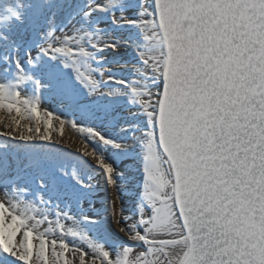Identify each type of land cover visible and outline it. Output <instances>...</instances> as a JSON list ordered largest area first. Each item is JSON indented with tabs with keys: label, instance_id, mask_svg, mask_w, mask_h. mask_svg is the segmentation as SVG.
<instances>
[{
	"label": "snow or ice",
	"instance_id": "1",
	"mask_svg": "<svg viewBox=\"0 0 264 264\" xmlns=\"http://www.w3.org/2000/svg\"><path fill=\"white\" fill-rule=\"evenodd\" d=\"M45 6L54 11L41 31ZM64 7V0H43L39 9L35 0H0V69L7 71L11 62L18 70L14 80L0 81V109L9 115L0 135L64 143L52 135L56 114L45 108L41 115L39 92L46 87L66 106L99 120L114 119L103 97L128 95L146 121L136 139L150 208L140 207L135 221H127L120 205L118 178L124 174L84 137L116 149L126 145L95 127L67 122L81 137L77 151L103 169L111 223L146 247L125 246L114 256L66 223L67 213L54 219L25 199L31 189L15 183L21 179L34 181L37 195L48 193L84 208L96 199L92 183L75 171L28 157L16 175L0 161V183L15 185L12 192H0V205L7 210L6 223L13 216L20 221L15 242L0 244V264H44L39 249L45 245L50 264H264V0H88L80 28L57 32L54 17ZM101 12L110 22L95 19ZM112 25H137L145 43L106 33ZM33 33L41 37L36 50L30 47ZM129 48L138 63L119 62ZM113 54V66L133 69L130 80L109 75L111 67L101 63ZM45 56L72 57L64 66L83 91L44 67ZM80 57L100 66L82 70ZM30 69L47 76L49 84ZM110 81L121 87H105ZM28 82L37 90L32 97L22 91ZM23 112L35 117L32 124L21 123ZM56 118L62 133L66 120ZM84 219L102 226L103 214ZM69 235H79L91 250L69 243ZM62 245L69 251L59 257Z\"/></svg>",
	"mask_w": 264,
	"mask_h": 264
},
{
	"label": "bare ground",
	"instance_id": "2",
	"mask_svg": "<svg viewBox=\"0 0 264 264\" xmlns=\"http://www.w3.org/2000/svg\"><path fill=\"white\" fill-rule=\"evenodd\" d=\"M28 1V0H27ZM37 2L41 4V0L36 1L35 0V5H37ZM72 2L75 4V6L71 7V5H68V8L63 9V11L68 14V16H71V11L70 8H72L73 10L78 9L79 12H81V10L84 9V4L87 3L88 4V0H82L80 2H77L76 0H72ZM136 3L139 4V0H136ZM37 7V6H36ZM71 9V10H72ZM69 10V11H68ZM62 11V12H63ZM139 8L137 7L136 12L133 13V16L135 17L136 14L138 13ZM62 12L56 13L59 17L62 14ZM64 13V14H65ZM104 18V21L106 22H110L109 18H108V14L107 13H95V19L100 20L102 18ZM76 15H72L70 17V20L68 21V23L65 25L67 26L70 30H72L73 28H75V22L77 23L78 20L76 18ZM45 23L44 25H47V19H44ZM64 21V19H63ZM66 27V28H67ZM111 27H113L112 29H105L106 33H112L113 30H116L118 28V33H114L113 35L116 36H120L123 35L129 39H138L139 42L141 44L145 43V41L143 40V36L141 33L140 37L138 34L140 32L139 27H136L135 25H123V26H116V25H112ZM121 28V29H120ZM127 29V32L125 31ZM115 32V31H114ZM38 40H41L40 35L38 34ZM32 46L34 47V50L37 49V46L35 43H33ZM32 46L30 45V47L32 48ZM33 49V48H32ZM130 50V49H127ZM125 51L126 52V57H123L124 61H126L129 65L131 64H135L138 63V56L137 53L131 49V52L129 51ZM124 52V55H125ZM80 58H85L87 60H94L91 57H80ZM79 58V59H80ZM116 58V56L110 55L108 58H106L105 60H107V65L109 67H111V73L109 75H113L115 77H117V79H121L120 76L123 75V72L125 70V67H119V66H113L114 64H111L112 59ZM122 58V57H121ZM82 60V59H80ZM44 59H41V64L44 67H47L49 69H51L52 72L55 73V69H56V64L52 62V64H48L46 62H44ZM85 60H83V63L81 61V66L85 67ZM64 62L65 59L61 58L60 61H58V63L62 66H64ZM10 64V62H9ZM9 64L7 66V71H4L3 69H0V81L7 80H14V74H15V69L13 70L11 67H9ZM65 67V66H64ZM130 67V66H129ZM25 68L29 69V66L27 64H25ZM127 68V67H126ZM32 70V69H30ZM34 72V74L37 75H42V78H48L47 76L40 74V73H36L35 70H32ZM63 72L61 73H71L72 70L69 69H63L61 70ZM129 72H133V69L131 68V70ZM134 74V72H133ZM67 78L72 79L73 84L78 85L79 88L81 89V91H83V89L81 88V86L79 85L78 82L75 81V79L72 78V75L70 74V77L67 75ZM49 80V79H46ZM74 80V81H73ZM75 82V83H74ZM31 82L26 83L25 85L22 86V91L29 96V92L31 90ZM156 83H159V81H156ZM108 85H111L110 88H114V87H121V86H116V82L114 81H110L107 83ZM106 87V86H105ZM50 87H46L43 90H41L39 92V96H40V100H41V106H40V111H41V115L44 116L45 115V108H49V102L51 100L50 96L53 95L55 96L54 100H56V97L60 99V97L57 95L56 91L54 88H50ZM53 100V99H52ZM54 102V101H53ZM102 103H107L110 102L112 109H113V113H115L116 116H114L113 120H99V119H95L92 120L91 116L85 115L88 119V121H92L93 123L97 122V123H111L113 124L115 130H109V129H105L104 132L106 134L111 135L112 137H110V139H113L114 137L119 138V137H124L123 139H120L119 141L124 143L126 146L124 148L121 149H116L115 147L113 149H108L107 147L100 149L99 148V152L100 154H102L105 159L111 163H113V158L115 157V155L120 153V157L122 159V161L118 162L122 163L121 165L124 166V175L123 177H121L120 179V185L123 184V182L127 181L129 182V186L126 187V193H124L122 195V198L120 196V205L123 208L124 213L127 216V221H135L137 219V216L139 214V210H140V205L143 199V195L144 193L142 192V188L144 187V183H143V178H142V167H143V157H142V153H141V148L140 145L138 143V140L136 139L140 129L142 128V126L144 125V120L142 117L143 112L142 111H136L134 113H129V111H126L123 108V104H131L128 95H119L116 97H103L101 100ZM55 103H53L54 105ZM116 106H113V105ZM137 104V103H135ZM57 105V104H55ZM115 109H114V108ZM23 111V109H22ZM24 115V119L21 120V123L24 125H28V124H32L35 120V117H33L31 120L28 119V113L27 112H23ZM83 116H80V118ZM84 118V117H83ZM9 121V115L8 113L3 110L0 109V131H3V123L4 122H8ZM52 135L53 137L56 138H61L63 140L64 143H60V142H56V141H48L51 143H55L56 145H59L60 147H64L66 148L67 151H72V152H76L79 153V151H77V147L80 145L81 143V138L77 137L76 131L73 128H68L67 126L64 125V128L61 130L59 128V121L57 120V118L52 117ZM130 125V126H129ZM41 127H43V125H41ZM104 129V128H102ZM132 129L135 132L132 133L130 135L129 130ZM79 135V134H78ZM130 135V136H129ZM4 136V135H3ZM8 137V136H5ZM88 137V136H87ZM89 138V137H88ZM91 140V138H90ZM34 141H38V142H42V140L40 139H34L32 141L29 142H34ZM89 141V140H88ZM94 140L89 141V145L93 148H95L96 146L94 145L95 143H93ZM47 142V141H44ZM102 144V143H101ZM100 144V145H101ZM1 144H0V149H1ZM2 150V149H1ZM0 150V151H1ZM3 152V151H1ZM119 152V153H118ZM2 154V153H1ZM4 157L6 158V160L1 159L0 157V161H3L4 163H6L7 165L10 166V171L14 170V174L15 171H18L21 168V164H23V159L20 158L19 160H14L13 159V155L11 154V152L8 150V148H6V151H4ZM39 155L42 156V159L46 158V164L52 165H60L63 166L60 160H57L56 157L54 156H48V157H44L46 156V154H40ZM119 156V155H118ZM9 157H12L9 159ZM87 157V156H86ZM87 162L88 163H95L93 160H91L89 157H87ZM96 164V163H95ZM168 166V165H166ZM119 168V167H118ZM120 171V170H119ZM121 172V171H120ZM93 183L97 186V188L99 189L100 192H98V196H97V202L96 205H100V208H96L93 209L90 207L88 208H84L83 211H87L88 213L86 215H93V216H100L101 214H103V220H102V226H108L111 230L109 231V234H106V242L109 243V245L115 247V251L112 252V254L115 256L117 255L120 250L122 248H124L125 246H136V247H140V248H144L146 247L145 243L143 241H134V240H129L127 238V236L124 235V233L119 232V230L116 228V226L114 224L111 223V216H110V205L108 204V202L111 200V195L108 192L107 189V185H106V181L104 180L103 177L99 178V177H94L93 178ZM19 184V183H17ZM138 184V187H137ZM1 186V185H0ZM3 186V185H2ZM13 186L15 187V185L13 184ZM101 189V190H100ZM14 191V188H8L5 189V187L1 188L0 187V192H12ZM125 192V190H124ZM33 193V191H30V194ZM42 196V197H41ZM38 200H34L32 198H25L27 200H29L30 202L35 203L39 208H41V210L46 213V214H51L53 212V207L55 206H60V203L58 204L57 202L53 201L52 204H50V199H47L46 196L41 195ZM55 200V199H54ZM55 205V206H47V205ZM69 205H72L74 210H77V207L74 205L73 202L68 201ZM6 209L4 208L3 205H0V244H3L5 247H8L10 243H14L15 242V236L16 233L19 231V224L20 221L19 219H17L16 216H13L11 218V220H9L6 223ZM67 211V210H66ZM69 212L73 211L68 209ZM82 211V212H83ZM70 224V223H69ZM71 226H73L75 228V230L79 233H82L84 236H86L88 239L90 237H94V235H98L100 234L104 228H101L99 224L97 223H93L92 221L86 220V219H79L77 221H71ZM112 231V232H111ZM51 239V237H49ZM69 241V243H75V244H80L81 242V237L78 236H67L66 237ZM100 240L103 242L105 240V237L103 238V236L100 238ZM83 242V241H82ZM77 244V245H78ZM83 244V243H82ZM31 236H29V257H31ZM39 248V245L37 246ZM63 247V252L59 253V257H63L64 252L69 251V248L66 245H62ZM113 249V248H112ZM39 254L41 255L42 259L44 260V264H50L49 261V257H48V249L47 246L45 245L43 248L39 249ZM170 255L174 254V250L173 252L169 253ZM53 256H57V252L53 251L52 252ZM58 257V258H59ZM20 264H23V262H20ZM66 264H67V260H66Z\"/></svg>",
	"mask_w": 264,
	"mask_h": 264
},
{
	"label": "rangeland",
	"instance_id": "3",
	"mask_svg": "<svg viewBox=\"0 0 264 264\" xmlns=\"http://www.w3.org/2000/svg\"><path fill=\"white\" fill-rule=\"evenodd\" d=\"M36 1H38V0H36ZM77 2H80V1H82V0H76ZM26 2H28L27 0H26ZM57 2H58V0H57ZM43 3V0H41V4ZM64 3H65V5H66V7L65 8H68L67 6L68 5H71V7H73V6H75V4L72 2V0H64ZM41 4L40 3H38L37 2V5H35V6H37V8L39 9L40 8V6H41ZM87 5V3H85L84 4V8H85V6ZM64 9V8H63ZM63 9L60 11V12H62L63 11ZM72 8H70V11H71V16L75 13V15L77 16L76 18H77V20H78V22L76 23L75 22V28H80V25H81V12H79V10L78 9H76V10H71ZM53 11H54V6L53 7H48V6H45L44 8H43V10H42V16H43V18L44 19H48V17L49 16H51L52 15V13H53ZM69 11V10H68ZM59 13V12H58ZM65 12L63 11L62 12V14L63 15H61L60 17L56 14L55 15V17H54V25H55V28H56V31L57 32H59L61 29H63V30H65V31H68V32H71L72 30H70L67 26H65L67 23H68V21L70 20V17L71 16H68V14H64ZM63 19H64V21H63ZM100 20H104V18H103V15H102V18L100 19ZM126 26H129V25H126ZM136 27H138L137 25H135ZM47 27L48 26H46V25H44L43 26V28L41 29V31H46L47 30ZM67 27V28H66ZM113 27H111V29H112ZM121 29V28H120ZM115 31V32H114ZM118 28L116 29V30H113L112 31V33L114 34H116V33H118ZM126 32H127V29L125 30ZM38 34L39 33H33V36H32V39H31V41H30V45L32 46L33 45V43H35L36 44V46L39 44V43H41V40H38ZM140 37H142L141 36V32H139V34H138ZM41 38V37H40ZM34 47L35 46H32V48H33V50H34ZM130 50H127V51H129V52H131V48H129ZM98 55V54H97ZM114 56H115V54H114ZM122 57V58H121ZM123 57H126V52H125V55H124V53L119 57V62H126V61H128V60H126V61H124L123 59ZM61 58H63V59H65V61L66 62H68V63H72L73 62V58L72 57H61ZM61 58H56V59H51V58H49V57H42V59H44L45 61L44 62H46V63H48L49 65L50 64H52V62L53 63H55L56 64V69H55V73L56 74H58V75H60V76H63V77H67V75L70 77V74L72 75V78L74 79V76H73V74H72V72L71 73H69V72H67V73H61V72H63V71H61V70H63V69H69V68H66V67H64V66H62V65H60L59 63H58V61H60V59ZM80 59H82V60H80ZM79 60H80V67H81V69L83 70V66H81L82 64H81V61H82V63H83V60H85L84 61V63H85V67L86 66H92V67H98V66H100V63H98V61L97 60H87V59H85V58H80ZM101 63H103V64H107V60H104L103 62H101ZM117 63V60H116V58H114V59H112V61H111V64H116ZM9 67H11L13 70L15 69V71H18L16 68H15V65L14 64H12L11 62H10V64H9ZM122 68V67H121ZM123 69V68H122ZM131 70V67H125V70H124V72H123V75L122 76H120V78L122 79V80H130L132 77H133V72H129ZM111 73V72H110ZM109 73V74H110ZM40 78H41V80H42V82L43 83H45V84H49V80H46V79H48V78H42V75H40ZM119 80V79H118ZM74 81V80H73ZM75 83V82H74ZM31 84V90H30V92H29V96L30 97H32V96H34V95H36V92H37V90H36V88H35V85L31 82L30 83ZM117 84V83H116ZM75 85V84H74ZM77 88H79V86L78 85H75ZM107 88H110V86L111 85H108V84H106L105 85ZM116 86H121V85H119V84H117ZM112 87V86H111ZM51 89H52V87H50ZM50 88H48V89H50ZM50 98H51V100H50V102H49V108H48V110H50V111H52V112H54L56 115H58V116H60V117H62V118H64L66 121H65V126H67L68 128H72L71 127V125L67 122V120H71V121H74V122H76L77 124H79L80 126H84V127H88V126H91V127H95V128H97L99 131H101V133L102 134H104L106 137H108V138H110V137H112L111 135H109V134H106L105 132H104V130L105 129H109L110 131L111 130H115V128H114V126H113V124H111V123H97V122H95V123H93L92 121L90 122V121H88V119L86 120V116L85 115H87V114H85V113H82V112H80V111H78V110H76V109H74V108H70V107H68V106H66L65 104H63L62 103V101L61 100H59V98H57L56 97V100H54V98H55V96H53V95H51L50 96ZM128 98H129V96H128ZM53 99V100H52ZM130 100V99H129ZM54 101V102H53ZM131 101V100H130ZM53 103H55V104H57V105H53ZM131 104L129 105V104H123L122 106H123V108L126 110V111H129V113H134V112H136V111H138V109H139V111H141L140 110V106L138 105V104H135V102H130ZM113 106H116L115 104L113 105ZM114 108V107H113ZM115 109V108H114ZM56 115H53V117L54 118H56ZM80 116H83V117H81L80 118ZM89 116V115H88ZM114 116H116L115 115V113L113 114V117ZM141 118H143V120H144V124H145V113H143L142 114V117ZM92 120H95L96 118H91ZM130 126V125H129ZM143 127V126H142ZM102 128H104V129H102ZM129 132H130V135L132 134V133H134L135 131L134 130H132V129H130L129 130ZM129 135V136H130ZM77 137H79V138H81L80 137V135H78L77 134ZM89 137V138H88ZM86 136V137H84L87 141L89 140V141H91V143H92V140H94L93 141V143H95L94 145L96 146L95 147V149L97 150V152L98 153H100L99 152V148L102 146L103 148H105V147H107L108 149H113L114 148V146H112V145H105V144H103V142H101V141H99V139L98 138H93V136ZM90 138H91V140H90ZM124 138V137H123ZM122 137H119V138H116V137H114L113 139L114 140H117V141H119L120 139H123ZM88 141V142H89ZM102 143V144H101ZM0 144L2 145L1 146V151H3V152H1L0 151V157H1V159H5L6 160V158L4 157V151H6V148H8V150L11 152V154L13 155V159L14 160H19L20 158H22L23 160H25L26 158H28V157H39V158H41L42 159V156L41 155H39V153L40 154H46V156H44V157H48L49 155L50 156H55L56 157V159L57 160H60L61 161V163H62V165L63 166H66V168H67V170L69 171V172H72V171H75L77 174H78V176L81 178V179H83V180H85V182L86 183H92V185H93V195L96 197V199H94V200H90L89 201V205H90V207L92 208V210L93 209H96L95 208V205H96V202H97V196H98V192H100L99 191V189L97 188V186L93 183V178L94 177H99V178H101V177H103L104 178V173H103V169L102 168H100L97 164H95V163H88L87 162V157L85 156V155H83L81 152H79V153H76V152H72V151H67L66 150V148H64V147H60L59 145H56L55 143H51V142H44V141H40V142H38V141H34V142H29V141H22V140H18V139H14V138H12V137H5V136H3V135H0ZM101 144V145H100ZM101 147V148H102ZM100 148V149H101ZM2 153V154H1ZM119 153V152H118ZM119 155V156H118ZM122 157V156H121ZM121 157H120V153L119 154H117V155H115V157L113 158V165H114V167H116L118 170H120L122 173H124L125 171H124V166H122L121 164L122 163H119L118 164V162H120V161H122V159H121ZM10 158H12V157H9V159ZM44 162L46 161V158H44V159H42ZM45 164H46V162H45ZM167 163L166 162H163L162 161V166L164 167V168H167ZM20 166H22V164L20 165ZM119 167V168H118ZM143 168V167H142ZM18 171H20V169L18 170ZM18 171H15V174H14V170L13 171H10V175H16L17 174V172ZM142 178H143V183H144V179H145V177H144V171H143V169H142ZM69 179H71V177H69ZM120 179L121 178H118V183H119V185H120ZM16 184L17 183H19V184H21V185H23V184H27V186L31 189L30 191H33V193H31L30 194V191L28 192V193H26V195H25V197L24 198H32V199H34V200H38V198L41 196V195H44V196H46V198L47 199H50V204H52V202L53 201H55V202H57L58 204L60 203V206H55V205H47V206H49V207H51V206H55V207H53V212L51 213V214H48L50 217H52V218H57V215H58V213H67V216L65 217V222L66 223H70L69 225H71V221H77V220H79V219H81L82 220V218L84 219V217L85 216H87L86 214L88 213L87 211H83V209H84V207L81 205V204H78V203H74V205L77 207V210H74L72 207V205H69L68 204V201H66V200H63V199H60V198H57L56 196H54V195H50V194H48V193H41L40 195H37V192L39 191V189H38V187L35 185V183H34V181H28V180H26V179H21V180H19V181H16L15 182ZM0 187L2 188H4L5 187V189H8V188H14V186H13V183H0ZM3 185V186H2ZM129 186V182H127V181H125V182H123V184H121L120 185V187H119V195L121 196V198H122V195L124 194V193H126V187H128ZM137 187H138V184H137ZM101 190V189H100ZM124 190H125V192H124ZM142 192L144 193V187L142 188ZM42 197V196H41ZM143 197V199H142V202H141V205H140V207H148V208H150V205H148L147 204V202L145 201V199H144V195L142 196ZM55 199V200H54ZM89 207V208H90ZM68 209H70V210H73V211H71V212H69L68 211ZM67 210V211H66ZM83 211V212H82ZM70 217V218H69ZM17 219H19V217H17ZM101 228H104L102 231H100L101 233L100 234H98V235H94V237H90L89 239L91 240V241H93V242H99V243H102V244H104V246L108 249V250H110V252L112 253V252H114L115 250V247H113L112 245L110 246L109 245V243L108 242H106L105 243V241L107 240L106 239V234L108 233L109 234V231L111 230L108 226H100ZM112 232V231H111ZM107 234V235H108ZM103 236V238L105 237V240L102 242L101 240H100V238ZM83 241V242H82ZM83 243V244H82ZM78 244V243H77ZM79 246H83V247H85V249L86 250H91L89 247H88V244L85 242V240H81V242H80V244H78ZM113 248V249H112Z\"/></svg>",
	"mask_w": 264,
	"mask_h": 264
}]
</instances>
